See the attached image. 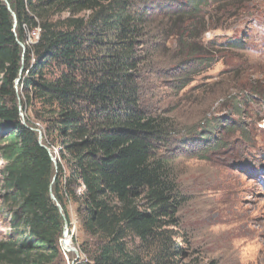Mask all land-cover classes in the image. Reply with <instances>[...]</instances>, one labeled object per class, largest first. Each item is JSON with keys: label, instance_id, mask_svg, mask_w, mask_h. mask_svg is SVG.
<instances>
[{"label": "trees", "instance_id": "trees-1", "mask_svg": "<svg viewBox=\"0 0 264 264\" xmlns=\"http://www.w3.org/2000/svg\"><path fill=\"white\" fill-rule=\"evenodd\" d=\"M241 1L251 0H170L169 29L155 26L151 0H0V156L4 188L19 204L0 264H68L52 193L69 225L76 208L89 239L76 264H205L180 243L179 133L170 118L143 108V86L176 34L179 89L210 70L218 60L202 44V26L212 11ZM242 121L205 118L194 133L216 146L210 137L220 123L238 133Z\"/></svg>", "mask_w": 264, "mask_h": 264}, {"label": "rangeland", "instance_id": "rangeland-1", "mask_svg": "<svg viewBox=\"0 0 264 264\" xmlns=\"http://www.w3.org/2000/svg\"><path fill=\"white\" fill-rule=\"evenodd\" d=\"M168 2L151 0L153 12L158 9L152 15L157 28H171L166 17L170 7L164 6ZM185 4L176 0V5ZM227 7L212 11L202 26L201 33L207 30L202 44L218 60L214 66L180 90L176 77L183 73L184 58L179 56L177 34L167 38L157 55L155 74L146 76L142 105L154 115L170 118L180 134L173 137L172 150L185 195L179 230L186 238L180 243L189 259L205 264H264V98L260 96L264 92V0ZM240 41L244 47L235 48ZM254 90L260 95L255 97ZM235 95L242 103L241 117L236 114ZM205 118L244 120V131L226 130L222 122L210 137L219 144L212 146V139L207 142L197 135ZM181 139L188 141L181 145ZM5 167L0 156V242L12 236L9 221L19 206L4 188ZM70 218L68 233L60 242L66 261L74 264L77 256L68 252L65 241L79 252V261L85 259L80 246L89 239L74 206Z\"/></svg>", "mask_w": 264, "mask_h": 264}, {"label": "water", "instance_id": "water-1", "mask_svg": "<svg viewBox=\"0 0 264 264\" xmlns=\"http://www.w3.org/2000/svg\"><path fill=\"white\" fill-rule=\"evenodd\" d=\"M8 7H9V10L11 11V8H10L9 4H8ZM12 14H13V17H14V20H15V24H16V23H17L16 15H15L13 12H12ZM21 46L23 47V49H24V51H25V46H24L23 44H21ZM19 82H20V79L17 80V84H19ZM20 110H22V107H21V106H20ZM21 116H22V118L24 119V114H23V113L21 114ZM39 141H40L42 147L45 148V149H47V151L51 154L52 161H53V163H54V165H55V169L57 170V160H56V158L52 155L51 150L42 144V142H43V134H42V132H40V138H39ZM56 179H57V173H56V175H55V177H54V181H55ZM51 198H52L53 202L56 204V206L58 207L60 213L62 214V216H63V218H64V220H65V233H68V226H69V223H68V221L66 220V218H65V216H64V214H63V209H62L61 205L58 203V201H57V199H56V197L54 196L53 193L51 194ZM65 233H64V235H65ZM65 251H66V250H65ZM68 252H73V253H75V255L77 256V259L74 261V264H75V262H77V260L80 258V254H79V252H78L76 249H74V248H72V249H71L70 251H68Z\"/></svg>", "mask_w": 264, "mask_h": 264}, {"label": "bare ground", "instance_id": "bare-ground-1", "mask_svg": "<svg viewBox=\"0 0 264 264\" xmlns=\"http://www.w3.org/2000/svg\"><path fill=\"white\" fill-rule=\"evenodd\" d=\"M64 247H65L66 249H68L69 251L72 249V248H70V243H69V242H66V241H65V243H64Z\"/></svg>", "mask_w": 264, "mask_h": 264}]
</instances>
